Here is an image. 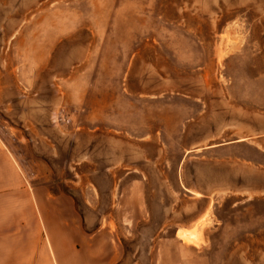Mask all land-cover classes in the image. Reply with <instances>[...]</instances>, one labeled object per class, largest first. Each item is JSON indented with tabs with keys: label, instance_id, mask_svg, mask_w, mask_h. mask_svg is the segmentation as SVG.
Returning <instances> with one entry per match:
<instances>
[{
	"label": "rangeland",
	"instance_id": "1",
	"mask_svg": "<svg viewBox=\"0 0 264 264\" xmlns=\"http://www.w3.org/2000/svg\"><path fill=\"white\" fill-rule=\"evenodd\" d=\"M0 136L143 243L205 204L171 264H264V0H0Z\"/></svg>",
	"mask_w": 264,
	"mask_h": 264
},
{
	"label": "crops",
	"instance_id": "2",
	"mask_svg": "<svg viewBox=\"0 0 264 264\" xmlns=\"http://www.w3.org/2000/svg\"><path fill=\"white\" fill-rule=\"evenodd\" d=\"M79 207L71 192L52 193L30 183L0 136V264H171L178 252L204 243L208 226L203 204L194 218L173 226L170 243H143L141 237L151 240L157 228L123 230L120 212L115 218ZM130 219L139 220L136 213H129ZM195 226L198 243L186 242V232ZM182 261L196 264L189 258Z\"/></svg>",
	"mask_w": 264,
	"mask_h": 264
},
{
	"label": "bare ground",
	"instance_id": "3",
	"mask_svg": "<svg viewBox=\"0 0 264 264\" xmlns=\"http://www.w3.org/2000/svg\"><path fill=\"white\" fill-rule=\"evenodd\" d=\"M197 228L195 226V228H193L190 231L186 232V235H185V241L186 242L198 243V241H199V239H198L199 238V232H198Z\"/></svg>",
	"mask_w": 264,
	"mask_h": 264
}]
</instances>
